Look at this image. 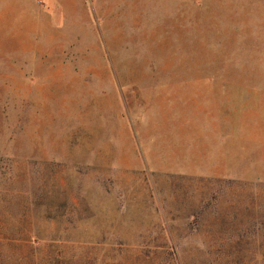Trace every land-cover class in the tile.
I'll use <instances>...</instances> for the list:
<instances>
[{
    "label": "rangeland",
    "instance_id": "374dc122",
    "mask_svg": "<svg viewBox=\"0 0 264 264\" xmlns=\"http://www.w3.org/2000/svg\"><path fill=\"white\" fill-rule=\"evenodd\" d=\"M0 264H264V0H0Z\"/></svg>",
    "mask_w": 264,
    "mask_h": 264
}]
</instances>
